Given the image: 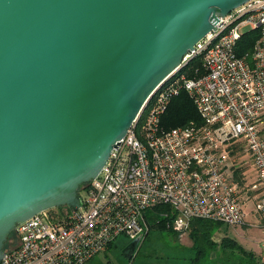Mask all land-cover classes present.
Returning a JSON list of instances; mask_svg holds the SVG:
<instances>
[{"label":"water","instance_id":"1","mask_svg":"<svg viewBox=\"0 0 264 264\" xmlns=\"http://www.w3.org/2000/svg\"><path fill=\"white\" fill-rule=\"evenodd\" d=\"M248 1L0 0V260L18 223L82 205L151 97Z\"/></svg>","mask_w":264,"mask_h":264},{"label":"built area","instance_id":"2","mask_svg":"<svg viewBox=\"0 0 264 264\" xmlns=\"http://www.w3.org/2000/svg\"><path fill=\"white\" fill-rule=\"evenodd\" d=\"M253 30L257 38L238 55L241 36ZM196 56L203 73H179L151 97L98 175L81 186L82 205L18 223L0 264H86L118 237L126 246L140 243L145 211L159 205L174 212L179 235L194 218L245 224L249 190L257 192L254 212L264 215V0L221 17L185 60ZM181 92L191 97L201 122L165 129L161 115ZM234 144L254 169L249 187L227 171Z\"/></svg>","mask_w":264,"mask_h":264},{"label":"rangeland","instance_id":"3","mask_svg":"<svg viewBox=\"0 0 264 264\" xmlns=\"http://www.w3.org/2000/svg\"><path fill=\"white\" fill-rule=\"evenodd\" d=\"M186 58L185 56L184 61ZM183 67L186 68V65ZM188 69L193 71V75L204 71L202 60L200 59L198 66H191ZM262 122V132L264 133V118ZM229 163L231 165L227 168V171L230 173L232 180L241 187H249L256 176L248 155L241 145H233L230 151ZM236 171L239 173L238 178L235 174ZM247 197V203L245 204V210H248L246 223L237 225L220 223L219 229L211 237L214 246L206 247L199 256L195 253L193 242L189 237V228L185 233L179 235L173 230L172 218L165 222L163 227L155 226V222L160 217H168L169 213L172 214L170 208L168 209L169 211L165 209L155 211L158 207L155 206L145 211L147 232L133 252L130 253L125 248V238L118 237L111 246L105 251L96 254L86 264H250L243 258V256L248 257L250 252L253 253L255 264H264L263 222L256 221L253 218L256 214L253 210V201L257 197V192L249 190ZM225 234L236 240L242 248L239 246V248L234 249L221 247V238ZM13 240L14 235L10 234L4 250ZM252 264L254 263L252 262Z\"/></svg>","mask_w":264,"mask_h":264},{"label":"trees","instance_id":"4","mask_svg":"<svg viewBox=\"0 0 264 264\" xmlns=\"http://www.w3.org/2000/svg\"><path fill=\"white\" fill-rule=\"evenodd\" d=\"M256 38H257L256 30L244 33L238 42L237 54L241 55L243 52L249 50V48L251 47V45L253 44ZM200 59L202 60L201 56H196V57L191 58L187 62V64H185L186 68L183 67L180 72L185 73L188 76H193L192 74L193 71H190L188 68H190L191 66L193 67L198 66V64L200 63ZM200 73H203V71L197 74H200ZM189 121H194L196 123H199L201 122V119L199 117V114L195 108V105L191 97L186 92H181L180 94L172 97L169 100L166 110L161 115V125L165 129H169V128L176 127V126H184ZM235 174H236V177L238 178L239 173L236 171ZM63 208L64 207H54V208L46 210V212L58 213ZM169 208L170 207L167 205H159L155 209V211H160L162 209L168 210ZM174 216H175L174 212L172 211V214L169 213L168 217H160V219L155 222L156 224L155 223L154 224L155 226L163 227L164 223L168 222V220H170L171 218L173 219ZM220 223L221 222H218V221H213L209 219H201V218H194L190 221V226L188 227L189 237L193 242V248L195 250V253H197L198 256L201 255L200 253L203 251V249H206V247L210 248L214 246L212 244L211 237L213 236L214 232L219 229ZM220 243H221V247L223 248H232V249L239 248V247L242 248L241 245L236 240L228 237L226 234L223 235ZM112 244L113 242L109 246H111ZM248 255H249L248 257L243 256L244 260L246 262H249L250 264H252V262L255 264L256 262H254L253 259H250L253 253L250 252V254Z\"/></svg>","mask_w":264,"mask_h":264},{"label":"crops","instance_id":"5","mask_svg":"<svg viewBox=\"0 0 264 264\" xmlns=\"http://www.w3.org/2000/svg\"><path fill=\"white\" fill-rule=\"evenodd\" d=\"M247 212H248V210H247ZM247 216H248V214H247ZM253 218L256 219V221L257 220L258 221H262L263 222L262 227H264V215L263 214H255ZM250 259L254 260L253 255H252V257Z\"/></svg>","mask_w":264,"mask_h":264}]
</instances>
